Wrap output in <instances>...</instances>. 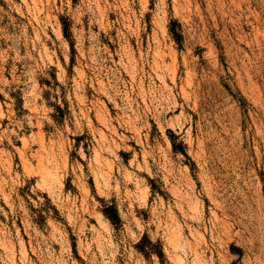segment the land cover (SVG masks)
Here are the masks:
<instances>
[{"label": "rangeland", "instance_id": "obj_1", "mask_svg": "<svg viewBox=\"0 0 264 264\" xmlns=\"http://www.w3.org/2000/svg\"><path fill=\"white\" fill-rule=\"evenodd\" d=\"M0 264H264V0H0Z\"/></svg>", "mask_w": 264, "mask_h": 264}, {"label": "trees", "instance_id": "obj_2", "mask_svg": "<svg viewBox=\"0 0 264 264\" xmlns=\"http://www.w3.org/2000/svg\"><path fill=\"white\" fill-rule=\"evenodd\" d=\"M63 31H64L65 36L67 37L68 35H67V27H66V25H63ZM171 31L173 32V34L175 36V39H177V41H179L180 34L177 33V32H175L174 29H171ZM180 150L184 154H186L182 146L180 147ZM104 214L109 218V220L113 224H116V222L119 221V217H118L117 210H116V208L113 205H111L110 207H108L107 211H104ZM140 250H143V249H140ZM157 254H159V256H160V254H162V251H159V253H157Z\"/></svg>", "mask_w": 264, "mask_h": 264}]
</instances>
